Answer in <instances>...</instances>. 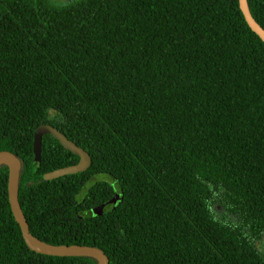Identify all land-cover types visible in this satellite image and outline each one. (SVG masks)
<instances>
[{"label": "trees", "instance_id": "16d2710c", "mask_svg": "<svg viewBox=\"0 0 264 264\" xmlns=\"http://www.w3.org/2000/svg\"><path fill=\"white\" fill-rule=\"evenodd\" d=\"M247 3L264 28V0ZM44 123L87 170L44 177L79 160L47 133L34 161ZM0 150L43 241L111 264H264V40L239 0H0ZM8 175L0 264H98L30 249Z\"/></svg>", "mask_w": 264, "mask_h": 264}, {"label": "water", "instance_id": "95a60500", "mask_svg": "<svg viewBox=\"0 0 264 264\" xmlns=\"http://www.w3.org/2000/svg\"><path fill=\"white\" fill-rule=\"evenodd\" d=\"M240 8L243 11L246 20L264 40V28L253 17L248 7L247 0H239ZM51 134L62 144V146L79 156L77 163L62 166L44 174L46 179H54L66 174L77 173L87 170L92 163L90 153L78 145L75 141L69 139L65 133L60 131L56 126L44 123L39 125L33 136V153L34 161L39 163L42 158V138L44 134ZM6 163L9 169L8 175V196L12 212L16 221L19 223L23 237L27 246L39 253L60 255V256H75L88 255L97 259L98 264H111L107 254L97 246H86L81 244H53L41 240L35 236L29 228L27 218L22 210L18 197V182L20 172V161L18 156L11 150H0V163Z\"/></svg>", "mask_w": 264, "mask_h": 264}, {"label": "rangeland", "instance_id": "374dc122", "mask_svg": "<svg viewBox=\"0 0 264 264\" xmlns=\"http://www.w3.org/2000/svg\"><path fill=\"white\" fill-rule=\"evenodd\" d=\"M51 1L54 2V3H57V4H64V3L70 2L72 0H51ZM99 176H106V175H98V176H96V177H98L97 179H103V177H99ZM113 188H114V191H115V198L117 200H120V198H121V189H120L119 184L118 183H114L113 184ZM113 202L114 201H111L108 205H106L105 209H108L110 207V205L113 204ZM259 247H260V249L264 250V240L261 241Z\"/></svg>", "mask_w": 264, "mask_h": 264}]
</instances>
